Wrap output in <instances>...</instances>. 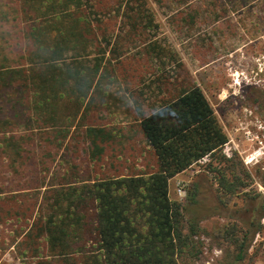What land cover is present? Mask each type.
<instances>
[{
  "label": "trees",
  "instance_id": "obj_1",
  "mask_svg": "<svg viewBox=\"0 0 264 264\" xmlns=\"http://www.w3.org/2000/svg\"><path fill=\"white\" fill-rule=\"evenodd\" d=\"M3 1L0 26L11 22L14 32L0 33V100L7 98L20 106L13 117L19 120V128L28 131L25 137L46 140L51 136L60 142L58 148L69 139L72 147L64 148L69 159L79 158L77 146L84 139L91 146L90 157L100 156L98 142L109 135L105 129L85 126L83 112L95 100H102L99 85L109 65L119 63L147 29L156 27L147 1L13 0L17 5L8 7V12L3 10ZM12 40L15 49L8 44ZM143 47L140 58L132 62L136 68L129 99L153 153L155 170L114 177L88 174L83 179L80 166L66 159L65 174L42 179L37 189L46 190L38 202L37 218L14 240L23 236L20 246L28 249V258L46 254L54 257L55 264H179L180 248L186 241L179 228L182 209L168 197L169 181L221 153L228 137L203 93L189 84L175 51L163 50L155 42ZM252 96L264 105V97ZM69 108L75 111L68 112ZM1 110L0 134L14 133V124L9 118L1 119ZM41 168L42 173L49 172ZM9 194L5 198L0 190V220L1 213L3 218L26 217L30 208L11 213L24 196L14 190ZM196 196L192 192L190 201ZM91 203L95 213L90 229L86 212L78 209ZM2 204L11 209L3 211ZM261 207L264 214V204ZM187 225V238L195 236L197 223ZM43 259L33 264H51Z\"/></svg>",
  "mask_w": 264,
  "mask_h": 264
},
{
  "label": "rangeland",
  "instance_id": "obj_2",
  "mask_svg": "<svg viewBox=\"0 0 264 264\" xmlns=\"http://www.w3.org/2000/svg\"><path fill=\"white\" fill-rule=\"evenodd\" d=\"M146 1L156 27L147 29L143 39L133 44L119 63L109 65L99 85L102 100H95L87 111L83 110L85 126L105 129L109 135L98 142L100 156L90 157L91 146L84 139L77 146L79 158L69 159L70 153L64 151L72 147L69 139L58 148L60 142L51 136L46 140L25 137L28 131L19 128V120L13 117L20 106L15 107L14 101L7 98L0 100L1 119L9 118L14 124V133L0 134V190L6 193L2 195L5 198L11 190L24 196L14 204L12 214L31 209L24 218H3L1 213L0 264H33L41 258L55 264L54 257L46 254L28 258V249L20 246L23 236L14 240L37 218L38 202L46 190L37 189L42 179L51 180L54 173L65 174L62 164L66 159L80 166L79 176L83 179L88 174L114 177L155 170L153 153L143 139L129 99L136 68L132 62L140 58L143 46L150 42L175 51L187 71L189 84L203 93L228 137L221 153L203 159L169 181L168 197L182 209L179 228L186 237L179 264H264V105L252 96L256 93L264 97V0ZM3 2L7 12L8 7L17 5L13 0ZM10 25L2 23L0 33L13 34ZM8 44L15 49L16 41ZM82 131L84 135L85 127ZM61 154L65 158H60ZM41 167L49 168V172L42 173ZM192 192L197 196L190 201ZM1 206L3 211L11 209L9 204ZM94 206L91 203L78 209L86 212L90 229ZM189 221L197 223V234L187 238ZM256 228L259 231L254 233ZM240 249L243 258L238 261Z\"/></svg>",
  "mask_w": 264,
  "mask_h": 264
}]
</instances>
